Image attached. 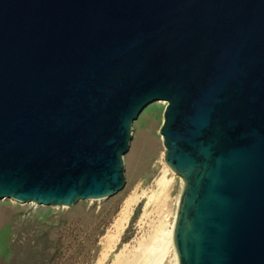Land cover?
Returning a JSON list of instances; mask_svg holds the SVG:
<instances>
[{
    "label": "water",
    "instance_id": "obj_1",
    "mask_svg": "<svg viewBox=\"0 0 264 264\" xmlns=\"http://www.w3.org/2000/svg\"><path fill=\"white\" fill-rule=\"evenodd\" d=\"M156 101L178 264H264V0H0V200L115 196Z\"/></svg>",
    "mask_w": 264,
    "mask_h": 264
},
{
    "label": "rangeland",
    "instance_id": "obj_2",
    "mask_svg": "<svg viewBox=\"0 0 264 264\" xmlns=\"http://www.w3.org/2000/svg\"><path fill=\"white\" fill-rule=\"evenodd\" d=\"M161 102L149 104L132 125L126 183L115 196L70 208L0 200V264H129L151 250L160 251L153 264H176V250L165 241L183 181L165 162L160 128L168 102Z\"/></svg>",
    "mask_w": 264,
    "mask_h": 264
},
{
    "label": "bare ground",
    "instance_id": "obj_3",
    "mask_svg": "<svg viewBox=\"0 0 264 264\" xmlns=\"http://www.w3.org/2000/svg\"><path fill=\"white\" fill-rule=\"evenodd\" d=\"M161 103H165V101H162ZM131 201V200H130ZM129 206H130V202H128L125 206V208L123 209V218H119V220L117 221V228L119 230L123 229L124 224L126 221H128V210H129ZM116 225V224H115ZM123 227V228H122ZM174 228V227H173ZM173 231L174 229H172L169 233H168V237H167V241H165V245L167 244V242L169 244H171L174 249H175V245H174V239H173ZM121 232V231H120ZM163 244V243H162ZM158 246V245H157ZM162 249V248H161ZM176 250V249H175ZM141 253V252H140ZM160 253V251H155V250H151L149 252V254H145V255H140L137 254L136 258L130 262L129 264H153V262L156 260V257L158 256V254ZM176 264H178V257L176 260Z\"/></svg>",
    "mask_w": 264,
    "mask_h": 264
}]
</instances>
